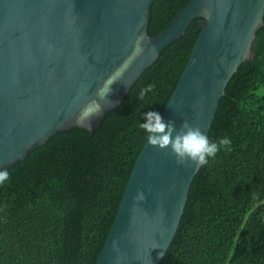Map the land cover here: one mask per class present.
<instances>
[{
  "label": "water",
  "instance_id": "obj_1",
  "mask_svg": "<svg viewBox=\"0 0 264 264\" xmlns=\"http://www.w3.org/2000/svg\"><path fill=\"white\" fill-rule=\"evenodd\" d=\"M152 2L0 0V171L60 131L94 132L199 17L204 26L162 116L177 130L187 120L208 136L230 79L251 58L264 0H191L157 35L148 32ZM137 38L143 51L122 67ZM109 77L118 81L100 99L97 90ZM92 101L100 114L78 119ZM201 166L177 164L169 149L146 141L96 264H160Z\"/></svg>",
  "mask_w": 264,
  "mask_h": 264
},
{
  "label": "trees",
  "instance_id": "obj_2",
  "mask_svg": "<svg viewBox=\"0 0 264 264\" xmlns=\"http://www.w3.org/2000/svg\"><path fill=\"white\" fill-rule=\"evenodd\" d=\"M191 0H153L148 32L164 31ZM204 18L194 19L94 131L51 136L0 184V264H96L136 160L147 111L165 110ZM153 89L140 99L141 89ZM231 145L195 175L160 264H264V25L230 79L208 138Z\"/></svg>",
  "mask_w": 264,
  "mask_h": 264
},
{
  "label": "clouds",
  "instance_id": "obj_3",
  "mask_svg": "<svg viewBox=\"0 0 264 264\" xmlns=\"http://www.w3.org/2000/svg\"><path fill=\"white\" fill-rule=\"evenodd\" d=\"M143 51L142 38H137L131 56L125 61L122 67H126L131 60L140 55ZM120 75L122 71L118 70ZM118 81L113 77H109L105 85L97 90V95L100 99H107L108 93L111 91V85ZM153 85L149 84L144 89H141L140 99H144L147 92L152 91ZM110 102V101H109ZM101 112V107L98 102L92 101L85 105L78 117L80 120L91 119L93 116H98ZM139 128L146 133L148 143L159 149H169L171 154L176 158V163L185 165L188 162L197 166L208 163L209 157L215 155L222 149L228 148L231 145V140L228 137H223L217 141H210L208 136L201 131L197 126H193L187 120L183 121L179 130L176 128L175 121L165 120L158 111H147L144 113V122L139 124ZM9 178V173L4 170L0 171V184ZM138 198L143 200V193H138Z\"/></svg>",
  "mask_w": 264,
  "mask_h": 264
}]
</instances>
